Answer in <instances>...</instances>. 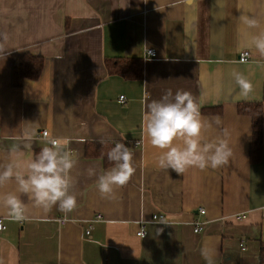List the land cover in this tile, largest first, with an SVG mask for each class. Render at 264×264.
I'll list each match as a JSON object with an SVG mask.
<instances>
[{"label":"crops","instance_id":"0c3cea01","mask_svg":"<svg viewBox=\"0 0 264 264\" xmlns=\"http://www.w3.org/2000/svg\"><path fill=\"white\" fill-rule=\"evenodd\" d=\"M241 12L254 16L257 27L246 29ZM244 31H264V0H0V168L23 167L46 145L42 130L50 131L72 152L70 191L77 197V207L65 213L56 206L46 211L19 193L22 221L9 219L0 205L7 226L0 232V264H261L264 57L241 47ZM150 48L155 58L146 57ZM243 52L250 53L246 63L239 62ZM24 53L43 57V71L14 87L13 65ZM116 58L142 59V80L109 76L105 60ZM233 70L251 80L247 98L239 96ZM169 89L188 91L201 103L211 125L202 137L225 140L231 149L225 163L181 174L156 166L160 150L148 144L142 115L148 101ZM252 102L263 105L258 163L250 160L252 119L238 110ZM88 141L132 147L135 171L111 198L96 183L111 167L86 157ZM15 189L13 178L0 184V195ZM96 214L104 220L88 237ZM239 214L246 218L236 220ZM196 220L205 224L200 233ZM141 226L145 238L137 235Z\"/></svg>","mask_w":264,"mask_h":264},{"label":"clouds","instance_id":"9594fccd","mask_svg":"<svg viewBox=\"0 0 264 264\" xmlns=\"http://www.w3.org/2000/svg\"><path fill=\"white\" fill-rule=\"evenodd\" d=\"M240 22L246 29L255 28L257 19L241 12ZM241 47L255 49L264 57V31L249 33L244 31ZM232 79L239 88V96L247 98L253 91V84L243 73L233 70ZM222 88L217 84V90ZM201 103L192 93L183 90H166L158 99L145 105L142 115V131L148 144L158 148L156 166L183 173L189 167L199 169L217 168L231 155L225 140L217 138L205 141L202 133L211 127L202 118ZM215 123L220 124L219 117ZM46 145L23 167L9 162L0 168V184L15 179L16 189L0 195V205L7 210L9 219H26V206L19 193L29 196L35 206L44 210L56 206L65 213L77 207V197L70 189L73 185L71 170L75 160L71 153L62 147L66 141L55 137L50 131L44 132ZM112 167L97 176V187L102 197L111 198L114 189L125 185L135 171L133 154L125 143L116 142L107 152ZM89 174H95L89 169ZM211 264V261H209Z\"/></svg>","mask_w":264,"mask_h":264},{"label":"trees","instance_id":"16d2710c","mask_svg":"<svg viewBox=\"0 0 264 264\" xmlns=\"http://www.w3.org/2000/svg\"><path fill=\"white\" fill-rule=\"evenodd\" d=\"M144 61L142 59H106L105 68L109 76H120L126 80H142ZM44 67V58L30 53L20 54L13 65L12 83L14 87H22L25 80H37ZM239 113L252 119V142L250 160L258 163L261 160L263 148V105L260 102L243 103L239 105ZM121 143H124L121 141ZM129 150L131 145L125 143ZM115 145L114 142L88 141L85 144V155L88 158L103 159L105 167H112L107 158V152ZM261 264H264V246L261 252Z\"/></svg>","mask_w":264,"mask_h":264},{"label":"built area","instance_id":"2783aa9c","mask_svg":"<svg viewBox=\"0 0 264 264\" xmlns=\"http://www.w3.org/2000/svg\"><path fill=\"white\" fill-rule=\"evenodd\" d=\"M156 51L154 49H147L146 50V57L148 58H155L156 57ZM250 60V53L249 52H243L239 55V62L241 63H246ZM120 99L123 101L125 99L124 96H121ZM47 130H42L41 132V136L42 138L45 139L44 137V132ZM136 145H139V143H137ZM72 154V152H70ZM200 214L204 215L205 214V210L203 208H200ZM246 216L244 214H239L238 216H236V220L238 221H242L243 219H245ZM104 220V216L102 214H96L89 222V227L86 230V235L88 237H91L92 234V230L94 229V225L95 223H98L100 221ZM153 220H158V221H164V216L163 215H154L153 216ZM22 221V220H21ZM61 224H65L67 222V219H59ZM204 222H201L200 220H196L194 222V226H195V232L196 233H200L202 232L203 226H204ZM7 229V226L5 224L4 219H0V232H3ZM137 235L140 238H145L147 235V232L145 230V228L143 226H141L140 230L137 232Z\"/></svg>","mask_w":264,"mask_h":264}]
</instances>
